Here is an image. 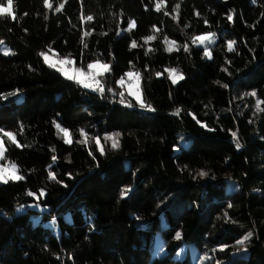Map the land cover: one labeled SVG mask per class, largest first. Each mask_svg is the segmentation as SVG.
Instances as JSON below:
<instances>
[{
    "label": "trees",
    "instance_id": "16d2710c",
    "mask_svg": "<svg viewBox=\"0 0 264 264\" xmlns=\"http://www.w3.org/2000/svg\"><path fill=\"white\" fill-rule=\"evenodd\" d=\"M13 11L0 17V163L24 179L0 182V264H264V0H13ZM44 51L109 64L103 94ZM126 71L152 110L125 92L133 107L119 102Z\"/></svg>",
    "mask_w": 264,
    "mask_h": 264
},
{
    "label": "snow or ice",
    "instance_id": "6c2138e0",
    "mask_svg": "<svg viewBox=\"0 0 264 264\" xmlns=\"http://www.w3.org/2000/svg\"><path fill=\"white\" fill-rule=\"evenodd\" d=\"M44 3H45L46 6H48V0H44ZM5 15L15 18L14 11H13V0H6V4L3 3V0H0V17H3ZM87 19L88 20H91L92 17L89 16ZM228 19L231 21L232 20V16H228ZM214 35H215L214 33H208V36L207 37L206 36H197V37H195L193 43H195L196 41H199L200 43H204V41L206 39H208V37H212ZM153 38L154 37H152V36H148L147 37V39L149 41L152 40ZM234 43L235 42H229V44H228V50L229 51H232L233 50V44ZM132 47L133 48L136 47L135 42L132 44ZM185 50L187 51V49H185ZM5 54H7V53H5ZM40 55L43 56L44 61L46 63L49 62V58H48L47 54H45V53L42 52ZM205 55H208L207 51L205 52ZM66 63H71V61L68 60V59H64V60L57 61L56 63H50V66L52 68H57V65L58 64L59 65H63V64H66ZM96 64H99L100 65L99 70L97 72H95V73L89 72V73H87V75L91 76V78L93 79V81H95L97 83V85H99V81H96L95 80V77L97 75H103L105 72H108L110 70V68H109V64H107V63H102L101 64L99 61H96L94 63H89L87 65V67H88L89 70H91V69H93L96 66ZM58 70L64 76H66L68 79H70V80H76L77 83L82 84L85 88L92 87L91 84L86 83L85 80L81 78L82 75H85V74L81 73L79 69L76 70V74L75 75H69L68 72H66L63 67L58 68ZM171 71H175V70L173 69ZM159 75L160 74L157 73V76H159ZM125 76H127L130 79L134 78V82L128 84L127 95L130 96V97H132V98H134L135 101H136V103H137V105H139V107L141 109L152 110V105L146 103L142 99V94H141V89H140V83H139V81H140V73L139 72L129 71V72L125 73ZM175 82H176V79L173 78V83H175ZM116 83L117 84H120L121 86H123L124 77H121L120 79H118L116 81ZM94 90H96V89H94ZM98 90L103 94L104 88L102 86L99 87ZM107 91L112 92L113 89L109 88V89H107ZM251 95L255 96L256 93L253 92V93H251ZM119 96H120V101L119 102L121 104H125L129 108L133 107V104L130 101H126L125 100V93L123 91H121L119 93ZM177 112H179V109H177ZM197 123H199V121H197ZM56 127L63 133V136L65 137V143H67V144L72 143L71 139L69 138V132H68V130L66 128H61L59 124H57ZM205 127H206V125H205ZM4 135H6L12 142H15L14 137H13V133L6 132V133H4ZM81 135L82 136L85 135V133L83 132V130H81ZM232 135H233V137H235L237 134L235 132H233ZM106 139H112V137L109 136V137H106ZM95 142H96L97 147L100 149V151L103 152L104 149H103V146H101V144H100V140L97 138ZM79 143L86 144L87 143V140L86 139L85 140H81V141H79ZM112 147L113 148H117L118 147V144H117V142H116L115 139H113V141H112ZM236 147L239 148L240 147V144L237 143ZM4 154H5V147H4L3 143L0 142V158H2L4 156ZM90 155H91V153H90ZM52 160L55 161L56 160V157L53 156L52 157ZM200 175L201 176H206L208 174L207 173H204V172H201ZM48 176H49V178L51 180H56V176L51 171L48 173ZM23 179H24V176L17 175V169H16V166L15 165H12L10 169H9V167H7L5 165H0V182H3V183L6 184L10 180L15 181V180H23ZM128 191L130 192V190H128ZM28 195L29 196H34L35 193L29 192ZM39 196L40 197L45 196V191L43 189L40 190ZM176 236L179 237L180 236V233L177 232L176 233ZM251 236H252V233L250 232V233H248V236H246L244 238V240L237 241V243L238 244H243L245 242V240H247Z\"/></svg>",
    "mask_w": 264,
    "mask_h": 264
},
{
    "label": "rangeland",
    "instance_id": "374dc122",
    "mask_svg": "<svg viewBox=\"0 0 264 264\" xmlns=\"http://www.w3.org/2000/svg\"><path fill=\"white\" fill-rule=\"evenodd\" d=\"M198 36H206L207 37V34H200V35H198ZM196 43H198V44H200V42L199 41H197ZM168 46L169 47H173V44L171 43V44H169L168 43ZM43 53H45V54H47V56H48V58H49V62L47 63V64H49L50 65V63H56L57 61H60V60H64V59H68V60H70L71 61V63H66V64H63V65H57V70H58V68H60V67H63L64 68V70L66 71V72H68V74L69 75H75L76 74V70L77 69H79L80 70V72L81 73H83V74H85V75H82V79H84L85 80V82L86 83H89V84H91L92 85V87H90V88H86V89H90V90H93V89H97V88H99V87H101V85H100V79H99V77H100V75H97L96 77H95V80L96 81H99V85H97V83L95 82V81H93V79L91 78V76H89V75H87V73H89V72H93V73H95V72H97L98 70H99V68H100V65L99 64H96V66L93 68V69H91V70H89L88 69V67H86V68H79V67H75L74 65H73V63H72V59H70L69 57H65V56H57L56 54H54L52 51H44ZM42 57V59H43V61H44V58H43V56H41ZM96 61H99L101 64L102 63H105V62H102V61H100V60H94V61H91L90 63H94V62H96ZM45 62V61H44ZM46 63V62H45ZM89 64V63H88ZM171 70H173V69H168V76H169V78H170V80L173 82V78H175L176 79V81L177 80H179L181 77H182V74L181 73H179V72H177V71H171ZM59 71V70H58ZM60 72V71H59ZM127 72H129V71H126V73ZM133 72V71H132ZM61 73V72H60ZM62 74V73H61ZM63 75V74H62ZM64 76V75H63ZM66 77V76H65ZM121 77H124V83H123V86H121L120 84H118V86L120 87V89H121V91H123V92H125L126 94H127V89H128V84L129 83H132V82H134V78H132V79H130V78H128L127 76H125V74L124 75H122ZM121 77H119L118 79H120ZM74 81H76V80H74ZM82 87H84L82 84H80ZM85 88V87H84ZM134 99V98H133ZM135 100V99H134ZM4 133H6V131H2V134H4ZM5 137H7L6 135H4ZM8 138V137H7ZM64 139H65V137H64ZM110 141H112L113 139H109ZM0 142H2V138H1V136H0ZM3 158V157H2ZM2 158H0V159H2ZM0 165H5V166H7V167H9V169L11 168V166L12 165H15V164H13V163H8V162H2V163H0ZM17 175H18V172H17ZM32 206H34L36 209H41V208H43L41 205H39V204H37V203H33L32 204ZM34 219H37V218H39V215H33L32 216ZM48 224L49 225H53V223L51 222V221H49L48 222ZM241 240H244V238H242ZM240 241V240H239ZM244 244V243H243ZM243 244H236V247H235V250L238 252V251H241V250H243ZM154 245H155V247H154V253H159V252H161L162 250H163V241L159 238V237H156L155 238V243H154ZM189 248V251H190V253H191V256H192V258L195 260L196 258H198V253L196 252V250L194 249V248H192L191 246H189L188 247ZM184 250H185V246H181L179 249H178V251H177V254H179V255H182L183 254V252H184ZM196 261V260H195ZM194 264H195V262H194Z\"/></svg>",
    "mask_w": 264,
    "mask_h": 264
}]
</instances>
